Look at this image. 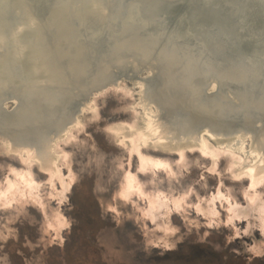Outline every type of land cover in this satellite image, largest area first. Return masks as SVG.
I'll list each match as a JSON object with an SVG mask.
<instances>
[{
    "label": "water",
    "instance_id": "1",
    "mask_svg": "<svg viewBox=\"0 0 264 264\" xmlns=\"http://www.w3.org/2000/svg\"><path fill=\"white\" fill-rule=\"evenodd\" d=\"M0 21L13 22L15 44L31 33L27 43L39 54L33 61L71 57L55 60L53 78L22 73L24 42L5 60L0 134L13 141L46 137L93 90L141 74L143 98L173 111L177 136L194 119L226 135L237 121L264 129V0H0ZM6 41L0 38V59Z\"/></svg>",
    "mask_w": 264,
    "mask_h": 264
},
{
    "label": "rangeland",
    "instance_id": "2",
    "mask_svg": "<svg viewBox=\"0 0 264 264\" xmlns=\"http://www.w3.org/2000/svg\"><path fill=\"white\" fill-rule=\"evenodd\" d=\"M123 84L128 86L129 81L125 80ZM99 97L91 106L92 110L81 116L84 129L78 137L81 136L83 141L72 140L75 142L65 145L60 142L62 149L55 146L57 151L53 152L60 155L52 153L56 159L54 163L60 164L61 180H68L69 172L64 169L69 165L76 181L64 201L59 204L55 197L47 196L45 174L33 171L34 177L42 180L41 196L46 215L39 208L29 209L22 211L23 216L19 219L20 214H6L0 208V237L6 238L4 242L0 240V264H264V255H261L264 253L263 235L254 217H249L252 228L250 226L249 231L244 232L246 220L229 223L222 211L217 217L225 221L219 225L194 211L193 204L200 200L204 203L218 186L239 202H244L243 193L251 192L249 182L232 183L222 175L226 174L225 166L221 164L223 159L214 172L216 177L221 176V181L206 170L211 168L210 157L190 153L184 165L186 168L182 167L183 175L175 167L176 163L168 159L173 169L176 168V176L171 178L176 186L174 192L182 193L186 202L183 209L167 219L169 224L164 218V222L161 218L156 221L158 223L148 222L142 218L145 208L142 200L122 198L123 168L118 163L126 159L125 151L115 148L103 135L101 124L125 116L116 113L119 103L111 93ZM67 134L68 137L72 135L71 132ZM72 143L79 147L72 148ZM65 152L69 155L68 160L63 158ZM11 163L0 158V182L4 180V173L8 172L5 176H10V167L16 168ZM125 163L124 168L130 166L128 168L144 180L145 174L136 170V161L131 159ZM204 171H207L205 175ZM167 189H170L169 185ZM258 194L264 196V187ZM54 215L67 222L66 227L57 226ZM9 218H15V221ZM213 224L215 227L211 226ZM256 241H261L256 248L258 253L253 252Z\"/></svg>",
    "mask_w": 264,
    "mask_h": 264
},
{
    "label": "bare ground",
    "instance_id": "3",
    "mask_svg": "<svg viewBox=\"0 0 264 264\" xmlns=\"http://www.w3.org/2000/svg\"><path fill=\"white\" fill-rule=\"evenodd\" d=\"M26 21L27 18L25 15L22 18L20 16L17 24L19 25L20 23L23 25ZM12 24L13 22L10 21L6 23L0 21V38L3 39V37H6L8 39V43L6 41L7 44L5 46V55L0 59V82L3 78L5 60H9L13 53L16 54L17 49L20 48L23 42L28 46V52L26 56H23L19 68L24 75H31L30 73H32L42 78L48 76H52L53 78L52 65H55V60L59 57L66 58L67 60L71 59L66 54L58 53L51 62H46L43 59L33 61L31 56L33 54H39L38 50L32 48V43L29 45L27 43V39L31 33L27 32L19 36L15 44V40L9 38ZM2 61L4 62L2 63ZM144 75L141 74V77H133L128 80L122 76L113 82L106 83L100 88L93 90L86 99L82 100L79 110L75 112V116L68 119L65 123L60 124L55 131L46 135V137H41L35 141L32 140L33 137L26 135L19 136L13 141L8 135L0 134V158L11 161V164L16 166L14 169L10 167L8 169L10 176H5L8 172L4 173V180L0 182V193H3V196L0 197V208L6 214H20L17 217L19 219L23 216L22 213L24 211L27 212L29 209L39 208L46 215L44 208L45 202H43V197L41 196L42 180L35 178L33 171L45 174L44 180L47 181L48 187L44 188V190L47 196L55 197L59 204L64 201L66 193L71 186L76 184V181L69 165H67V168L71 174H68V182L61 180L60 164L58 162L59 165H56L57 163H54L56 159L52 156V153L56 149L55 146L62 149L59 144L62 145L64 143L63 145H65V143H69L72 140H77L81 143L83 140L81 136L78 137L84 129L83 122H80L81 116L84 112L88 113L90 112L88 110H92L91 106H94L93 104L97 100V97L100 96L103 98L107 93L108 95L111 93L114 100L119 103L115 110L116 113L124 115L125 117H120L113 121H106L105 124H101L102 133L105 137H108L115 148L122 152L125 151L124 156L126 159L118 163L123 168L121 196L124 200H130L129 198L134 197V199H139L144 202L145 208L142 210V218L151 223H155L160 218L162 221L164 218L166 219L165 222L169 224L167 219H170L173 213L183 209V203L184 205L186 203L185 198L182 193L174 192L176 186L174 185V178L173 180L171 178L176 176V168L183 175L184 171L182 167L187 163L189 154L192 153L195 155L198 153L203 158L210 157L208 163L211 164L210 169H214V172L217 169L218 162L223 159L221 160V164H224L226 174L222 175L232 183L249 182L250 187H252V189H249L253 193H243L244 202H239L233 200L232 195H227L218 186L217 191H214L204 203L198 200L199 202L193 204L194 211L197 214H202L207 217L209 222L214 221L219 225L222 221H225L224 218L217 217L222 211L226 214L227 222L231 221L234 224L235 221L245 222L246 220L244 232L249 231L248 229L251 226L249 217L252 216L251 218L254 217L253 220L260 227L261 235H263L262 241L264 242V196L258 194V190L264 187V135L262 134V132L264 133V129L259 130L254 126L249 127L246 124L242 126V122L237 121L231 123L230 128L227 130L232 133L226 135L222 132V129H217L211 126L212 124L202 119H194L190 123L187 133L177 136L173 133L174 131L170 125L171 116L174 114L173 111L168 110L162 112L155 103L148 102L143 98V88L146 85L145 80L142 78ZM125 80L129 81L128 86L130 88L123 84ZM214 84L215 82L212 83V86ZM14 91L16 92L12 93L18 92L17 90ZM19 91L21 92L22 90ZM16 102L17 100L15 98L6 100L4 102L6 111H10ZM95 107L99 108L97 104H95ZM95 107L93 110H95ZM79 122L81 123V128ZM69 132L72 135L68 137L67 133ZM66 135L67 138L65 137ZM77 143H72L70 146L75 149L78 146ZM70 148L66 151L70 150ZM193 149L195 151H192ZM205 151L209 153L207 157L203 155ZM180 153H183V158H181ZM141 156L144 158V171L142 172L145 174L144 180L138 178L136 173L132 172L133 169L130 170L128 168L130 166H125V168L123 166L126 164V161L132 159L137 163L136 170L141 173ZM168 159H172L176 163V168L173 169ZM156 162L164 163L169 167L157 169L155 167ZM206 170L208 171V168ZM207 171H204L203 174L205 175ZM214 172L209 175L215 176ZM237 177L240 179H236ZM215 178H219V181L222 180L221 176H215ZM50 180L53 181L51 184L49 183ZM160 180H164V183L161 184ZM65 184L68 185L67 189L65 188ZM167 185L170 186V189H167ZM247 191L249 190L247 189ZM7 205L11 206L7 207ZM55 217L57 219V226L67 223L61 220L59 215ZM9 220L15 221V218H9ZM46 223L45 221V225ZM0 240L4 242L6 238L1 236ZM259 243L261 241L254 243L255 247L253 252H259L256 249L259 247Z\"/></svg>",
    "mask_w": 264,
    "mask_h": 264
},
{
    "label": "snow or ice",
    "instance_id": "4",
    "mask_svg": "<svg viewBox=\"0 0 264 264\" xmlns=\"http://www.w3.org/2000/svg\"><path fill=\"white\" fill-rule=\"evenodd\" d=\"M121 143H123V141H121ZM192 151H195V149H193ZM203 155H204L205 157H207V156L209 155V153L205 151V152L203 153ZM180 156H181V158H183V153H180ZM63 158H64V160H67V159L69 158V157H68V154H67V153H64ZM140 159H141V162H142V164H141V168H140V171L143 172V171H144V168H143V160H144V158L141 156ZM155 167H156L157 169H164V168H168L169 166L166 165V164H164V163H161V162H156V163H155ZM57 171H59V169H57ZM64 171H65V172H69V174H71L70 170L67 169V168H65ZM208 172H209V173H213V172H214V169H208ZM49 175H50V174H49ZM236 179H240V178L237 177ZM52 182H53L52 180L49 181L50 184H51ZM67 187H68V185L65 184V188H66V189H67ZM189 194H191V193H189ZM2 196H3V193H0V197H2ZM125 198H126V197H125ZM193 198H195V197H193ZM229 202H230V201H229ZM10 206H11V205H7V207H10ZM177 207H179V205H177ZM112 211H115V209H112ZM229 223H231V221H229ZM211 226H212V227H215V224H213V225H211ZM49 227H51V225H49ZM61 227H66V224H62ZM261 255H264V253H261Z\"/></svg>",
    "mask_w": 264,
    "mask_h": 264
}]
</instances>
